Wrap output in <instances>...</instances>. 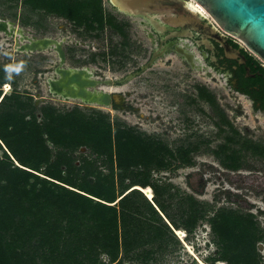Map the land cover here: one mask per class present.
Listing matches in <instances>:
<instances>
[{
  "label": "trees",
  "instance_id": "16d2710c",
  "mask_svg": "<svg viewBox=\"0 0 264 264\" xmlns=\"http://www.w3.org/2000/svg\"><path fill=\"white\" fill-rule=\"evenodd\" d=\"M21 1L88 32L107 26L123 32L104 0ZM258 71L261 76L245 77V83L260 87L255 95L264 106V68ZM9 78L0 72V264L146 262L166 247L173 231L161 213L172 218L169 210L179 196L153 174L176 161V168L195 165L191 154L198 147L173 151L101 112H61L38 106L30 94L3 95ZM199 97L219 110L206 87H199ZM219 113L220 127L232 131L213 151L222 164L240 170L244 150L264 158V144L243 138L226 113ZM148 187L155 193L152 201L142 190ZM179 198L180 221L173 225L193 233L209 209L193 195ZM207 221L217 245L207 262L264 264V229L254 213L220 207Z\"/></svg>",
  "mask_w": 264,
  "mask_h": 264
},
{
  "label": "rangeland",
  "instance_id": "374dc122",
  "mask_svg": "<svg viewBox=\"0 0 264 264\" xmlns=\"http://www.w3.org/2000/svg\"><path fill=\"white\" fill-rule=\"evenodd\" d=\"M104 7L124 24V33L110 26L102 32H88L65 18L32 11L21 0H0V23L3 24L0 72L6 70L10 74L1 88L3 95L13 91L30 94L38 106L51 105L61 112L73 109L87 115L101 112L113 123L119 121L132 127L173 151L198 147L191 154L195 165L176 168L180 164L176 161L172 169L156 171L153 179L160 184H172L179 197L195 196L208 207L207 218L193 233L176 228L173 221H180L178 197L169 210L172 218L161 213L173 231L167 246L156 249L146 262L135 260L126 264H211L207 259L215 256L217 245L207 219L218 208L254 213L264 229V158L244 150L242 168L237 171L226 168L213 151L226 142V136L232 131L228 126H223L225 131H221L218 114L224 111L243 138L264 144V112L248 96L236 91L230 76L206 63L193 46L194 64L187 62L186 65L179 53L170 52L140 77L119 85L148 62L157 46V37L152 36V27L145 19L120 12L110 0H104ZM23 36L52 39L59 45L54 50L23 53ZM63 65L92 70L95 78L110 81L98 89L119 91L116 95H122V100L114 105L65 100L50 88V79L58 75L57 68ZM199 87H206L216 97L219 110L199 97ZM142 190L149 200L154 199L151 188ZM261 253L264 256V248Z\"/></svg>",
  "mask_w": 264,
  "mask_h": 264
},
{
  "label": "flooded vegetation",
  "instance_id": "af4514ba",
  "mask_svg": "<svg viewBox=\"0 0 264 264\" xmlns=\"http://www.w3.org/2000/svg\"><path fill=\"white\" fill-rule=\"evenodd\" d=\"M190 0H177L170 4L171 14L168 16L167 14L162 16H156L155 22L157 25L151 23V21L147 18L145 22H147L152 27V36H156V44L150 59L148 62L143 65L138 71L134 72L131 75L125 77L124 80L119 82V85H125L128 81H131L133 78L140 77L147 70L153 68L158 60L162 59L167 53L174 52L179 53L185 60V64L189 62L187 55H193L194 61L196 59V54L191 52L192 46L197 48L201 53L200 56L204 59L206 63L210 65H214V67L226 74H228L231 78L232 85L234 89L246 96H248L255 104L256 108L260 111L264 112V106L260 101L257 100L255 93L260 91V87H247L248 85L245 83V77L256 79L262 75V72L258 71L259 65L264 68V63L258 59L257 57L255 63L250 60L249 56L253 55L249 49L237 38L232 37L228 34H225L215 23V21L210 17H206L201 13H198L199 17L203 20L201 22L195 21L194 15H192V10L187 7V4ZM114 16V15H113ZM117 19V18H116ZM118 21V20H117ZM119 22V21H118ZM123 28L124 24L119 22ZM209 24V26H207ZM210 27H215L216 33L211 31ZM124 33V30L123 32ZM220 35H224L227 38L228 44L233 46L234 48H241L242 53L246 56L247 62L246 64H240L236 60H232L226 57V49L224 46L218 42L213 37H217ZM206 37H209L208 40L211 41L213 48L207 46V44H199V42L204 41ZM157 54V58L153 62V64L144 70V67L150 64L154 55ZM190 63V62H189ZM251 68V73L254 76H249L247 68ZM64 68L63 66H59L57 68ZM78 69H86L79 67H72ZM255 72V73H254ZM59 75L55 78L59 79ZM93 83H96V88H92L94 85H88L90 89H98L99 85H103V83H109L110 81H102L98 78H95V74L93 73ZM184 80L187 83V73L184 76ZM51 88V87H50ZM102 89L99 88V91ZM52 92V91H51ZM119 91H106V97L102 99V101L97 103L110 104L114 105L119 103L122 100V95H116ZM259 93V92H258ZM58 94V93H55ZM59 95V94H58ZM82 102V101H81ZM84 103V102H83ZM186 106H187V90H186Z\"/></svg>",
  "mask_w": 264,
  "mask_h": 264
},
{
  "label": "water",
  "instance_id": "95a60500",
  "mask_svg": "<svg viewBox=\"0 0 264 264\" xmlns=\"http://www.w3.org/2000/svg\"><path fill=\"white\" fill-rule=\"evenodd\" d=\"M111 3L120 12L147 18L152 24L157 25L155 17L167 14L170 16V4L177 0H110ZM210 15L216 25L225 33L242 41L243 44L254 52L261 60L264 61V0H193ZM195 21L203 20L198 13L192 11ZM209 26V24H207ZM211 31L216 33L215 27H210ZM206 37L199 44H207L213 48L211 41ZM220 42L226 49V57L238 61L240 64H246L247 58L242 53L241 48H234L226 43L228 40L224 35L213 37ZM45 44V43H44ZM59 45V44H58ZM41 50V49H35ZM64 57V54H62ZM157 54L154 55L150 64L144 67L149 68ZM248 75L251 68H247ZM102 101V100H101Z\"/></svg>",
  "mask_w": 264,
  "mask_h": 264
},
{
  "label": "bare ground",
  "instance_id": "6f19581e",
  "mask_svg": "<svg viewBox=\"0 0 264 264\" xmlns=\"http://www.w3.org/2000/svg\"><path fill=\"white\" fill-rule=\"evenodd\" d=\"M187 7L190 8L192 11L201 13L202 15L209 17V14L204 10V8L193 0H190L188 2ZM2 26L3 24L0 23V28H2ZM22 39L25 41L23 45V53H27L26 50H54L55 46L56 48L58 47L57 43H55L52 39H29L24 36ZM187 58L189 59L190 63L194 64L193 55H187ZM61 62L64 61L62 60ZM57 73L60 76L59 79H50L51 90L54 93H58L62 98L67 101L76 100L82 101L87 104H97V102H101V100L106 97V90H111L105 87H103L101 91H99V89L93 90L88 88V85H94L92 88H96V83L92 82L93 71L87 68L78 69L64 66V68L58 69Z\"/></svg>",
  "mask_w": 264,
  "mask_h": 264
}]
</instances>
